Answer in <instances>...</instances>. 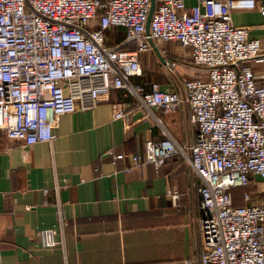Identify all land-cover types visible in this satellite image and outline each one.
Here are the masks:
<instances>
[{"label": "built area", "instance_id": "obj_1", "mask_svg": "<svg viewBox=\"0 0 264 264\" xmlns=\"http://www.w3.org/2000/svg\"><path fill=\"white\" fill-rule=\"evenodd\" d=\"M155 3L148 31L151 0H0V131L24 145L52 143L62 116L96 108L113 90H126L149 111L174 113L187 102L197 125L191 156L164 130L159 141H146L144 155H130L126 171L144 164L159 171L184 155L202 181L198 264H264V73L252 67L264 65V39L251 35L264 23L237 26L232 18L257 9L264 17V0ZM118 27L126 39L110 47L106 32ZM151 41L177 42L205 70L184 82V97L131 82L142 75L138 54L153 50ZM177 66L164 59L168 74ZM118 106L113 118L124 119ZM249 184L256 192L245 191L243 204L234 205L233 187ZM169 194L176 206L179 191ZM57 210L59 228L38 235L42 247L65 253L67 219L60 203Z\"/></svg>", "mask_w": 264, "mask_h": 264}, {"label": "crops", "instance_id": "obj_2", "mask_svg": "<svg viewBox=\"0 0 264 264\" xmlns=\"http://www.w3.org/2000/svg\"><path fill=\"white\" fill-rule=\"evenodd\" d=\"M232 18L237 26L264 23L260 9ZM258 31L251 35L264 38ZM126 34L125 27L112 28L106 44L116 47ZM163 44L159 53L138 54L143 72L131 82L158 83L184 97V82L205 70L189 49L168 54ZM160 49L178 62L174 74L164 71ZM253 69L264 73V65ZM119 104L128 113L124 119L113 118ZM60 124L52 143L24 145L0 131V264H198L202 181L188 160L176 153L159 171L151 164L126 171L130 155H144L146 141H159L164 130L191 156L197 125L189 104L183 101L174 113L149 111L126 90H113L107 101L64 115ZM108 150L126 156L114 161L104 155ZM246 187L256 192L253 184ZM172 189L179 191L176 206ZM58 203L67 219L65 253L42 247L38 235L59 228Z\"/></svg>", "mask_w": 264, "mask_h": 264}, {"label": "rangeland", "instance_id": "obj_3", "mask_svg": "<svg viewBox=\"0 0 264 264\" xmlns=\"http://www.w3.org/2000/svg\"><path fill=\"white\" fill-rule=\"evenodd\" d=\"M195 0H187L188 3H193ZM260 23V22H258ZM258 23H256L255 25H258ZM254 31H257L256 29ZM263 30H259L258 32H256V34H261L263 33L264 34V31L262 32ZM264 39V38H263ZM163 44V43H161ZM160 44V45H161ZM164 44L165 46L167 47H164ZM164 44L162 45L163 48H165L167 51H168V54H172V52H174L175 50L178 51V52H183V47L180 46V44H178L177 42H164ZM169 45V47L167 46ZM259 66H263V64H259V65H255L253 64L252 67H259ZM201 68V67H199ZM245 191H249V192H252V193H255L254 190L252 188H249V187H241V186H236V187H233L232 189V194H233V199H234V205L236 206H241L243 204L242 202V196L243 194L245 193Z\"/></svg>", "mask_w": 264, "mask_h": 264}, {"label": "water", "instance_id": "obj_4", "mask_svg": "<svg viewBox=\"0 0 264 264\" xmlns=\"http://www.w3.org/2000/svg\"><path fill=\"white\" fill-rule=\"evenodd\" d=\"M151 3H152V6H151V11H150V14H149V17H148V23H147V30L149 31V25H150V19H151V16H152V14H153V11H154V8H155V0H151ZM151 45H152V47H153V49H154V51L156 52V53H159V51H158V47H157V45H155V43L153 42V41H151ZM162 56V55H161Z\"/></svg>", "mask_w": 264, "mask_h": 264}]
</instances>
